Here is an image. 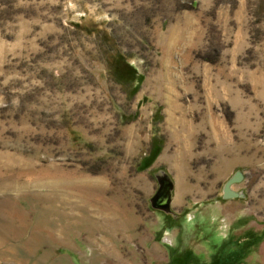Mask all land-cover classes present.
Returning a JSON list of instances; mask_svg holds the SVG:
<instances>
[{"label": "rangeland", "instance_id": "obj_1", "mask_svg": "<svg viewBox=\"0 0 264 264\" xmlns=\"http://www.w3.org/2000/svg\"><path fill=\"white\" fill-rule=\"evenodd\" d=\"M0 264H264V0H0Z\"/></svg>", "mask_w": 264, "mask_h": 264}, {"label": "water", "instance_id": "obj_2", "mask_svg": "<svg viewBox=\"0 0 264 264\" xmlns=\"http://www.w3.org/2000/svg\"><path fill=\"white\" fill-rule=\"evenodd\" d=\"M158 182L159 188L154 196V200H157L160 204H167L168 194L171 186H169V182H167L165 178H162L161 176L158 177Z\"/></svg>", "mask_w": 264, "mask_h": 264}]
</instances>
